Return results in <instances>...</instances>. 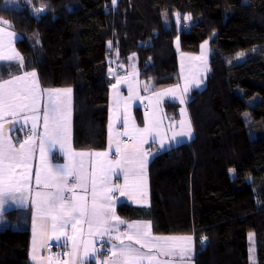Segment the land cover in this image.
Instances as JSON below:
<instances>
[{"label": "trees", "instance_id": "trees-1", "mask_svg": "<svg viewBox=\"0 0 264 264\" xmlns=\"http://www.w3.org/2000/svg\"><path fill=\"white\" fill-rule=\"evenodd\" d=\"M6 1L0 19L20 34L26 71H37L44 89L73 91L78 150L108 146L110 42L120 60L137 58L151 92L181 81L177 37L190 54L210 42L206 85L189 94L195 137L154 158L151 207L120 204L118 214L150 220L158 235H193L195 264H250L253 233L264 264V0ZM41 6L48 10L34 17ZM177 13L192 19L178 25ZM166 111L178 118L179 103L166 102ZM30 224L29 210L3 214L0 264H31Z\"/></svg>", "mask_w": 264, "mask_h": 264}, {"label": "snow or ice", "instance_id": "snow-or-ice-1", "mask_svg": "<svg viewBox=\"0 0 264 264\" xmlns=\"http://www.w3.org/2000/svg\"><path fill=\"white\" fill-rule=\"evenodd\" d=\"M246 2V0H245ZM116 0H113V4ZM48 9L45 6L33 9L34 14L41 15ZM192 19L190 14H176V22L179 25ZM0 25L11 27L8 21L0 19ZM6 27H0V64L16 62L23 67L24 58L12 48L13 39L20 34L9 32ZM208 41L201 46L202 51ZM111 44V42H110ZM179 45V37H177ZM244 52L236 54L237 59L242 58ZM196 57V59H202ZM206 66V58H205ZM183 70V65H182ZM111 73V70H110ZM118 79L117 84L112 85L117 90V108H119L118 86L126 83ZM200 86L199 81L188 82L178 97L180 86L176 85L165 92L155 93L157 104L164 97L179 98L181 104L185 103V95L190 86ZM150 85L145 84L144 90L148 91ZM71 89H41L35 71L25 72L22 75L11 76L7 80L0 78V218H2L5 204L8 200L22 203L24 193L31 188L32 157L35 152L36 141L31 137L19 146L7 137L4 125L15 124L17 116L23 115L25 122L32 121V134L37 133L38 122L43 120V133L39 137V149L42 167L36 169L35 184L38 189L32 204L36 211L33 213V245L35 250V236L37 216L40 220V228L45 232L49 227L55 240L66 237L72 241V250L65 255L70 259L64 264H190L195 248L194 237L185 236H158L151 231V222H127L122 220L115 212L116 200L114 196L119 191L120 196L136 199L139 194L146 200V169L148 158L153 155L151 149H145V145L151 140L159 142L160 149L166 144L160 124L155 116L146 118L144 127L139 128L133 122L131 130L128 126V117L125 115L123 133H116L117 137L129 136L132 143H125L119 139L115 141V161L107 160L109 152H75L70 146V121ZM129 99H132V85L129 84ZM69 97L67 101L61 97ZM46 96V102L41 105L42 98ZM184 109L181 112L184 113ZM127 113V105L125 106ZM30 114V115H28ZM247 115V114H246ZM11 117L12 119H7ZM181 131L175 132L170 139L176 141L177 137H191L193 129L190 121H180ZM112 124H109L110 146ZM59 144L65 150L68 163L49 166L45 146L54 147ZM67 146V147H66ZM103 157L99 174L96 165H92L91 172L85 169L84 157ZM79 158V159H77ZM123 173V185L109 186V175ZM90 185V199H89ZM79 190V191H77ZM140 202V201H137ZM87 224V239L85 238L83 225ZM126 224V230L121 232L120 225ZM72 229V235H68L66 229ZM253 237L250 234V241ZM207 237H201L199 243L203 245ZM99 244V247H97ZM254 253V248L250 249ZM106 253V254H105ZM167 258V259H165ZM36 260L35 255L32 256Z\"/></svg>", "mask_w": 264, "mask_h": 264}, {"label": "crops", "instance_id": "crops-1", "mask_svg": "<svg viewBox=\"0 0 264 264\" xmlns=\"http://www.w3.org/2000/svg\"><path fill=\"white\" fill-rule=\"evenodd\" d=\"M118 0H116L115 6L117 4ZM3 20V19H2ZM6 21V20H5ZM9 23V22H8ZM10 24V23H9ZM11 25V24H10ZM0 27H6L4 25H0ZM6 30L9 32L17 33L13 28L12 25L11 27H6ZM18 34V33H17ZM20 39V35L16 38L13 39V43L11 45L12 48H15L17 51V41ZM113 42L109 44L110 49L112 50V55L109 59V65H110V78L112 79V85L117 84L118 79L121 81H127L126 83H120L118 86V94L120 98L119 102V108H117V90L113 89L111 85V98H110V115H109V122H108V131H109V124H112L111 128V139H112V144L110 146V137L108 136V146L105 150L103 151H87V150H78L74 146V132H73V119H74V114H73V91H71L70 94V107H71V121H70V146L71 149L75 152H109L108 157L106 158L107 160L115 161L117 157L115 156V141L117 139L125 142V143H132V140L130 139L129 136H120L117 137L116 133H123L125 131L124 128V118L125 115L128 117V126L129 130H131L133 122L135 123L136 127L143 128L144 127V122L146 118H153L155 116V106H143V103H148V100L145 98L144 93V80L141 77V71L138 66V61L135 56L129 57L127 60H120V56L118 53L113 51ZM19 52V51H18ZM21 55V54H20ZM210 55V56H209ZM207 56V65L208 63L210 64V58H211V50L210 54ZM22 56V55H21ZM204 57L202 51L199 53H184L180 51L179 47V63H180V72H181V81L178 85L182 87V89L185 86L186 80L188 82H195L199 81L200 86H201V81L203 80L204 82L208 78V75L210 73V68H207L205 66V57L202 59H196V57ZM182 65H183V70H182ZM28 72L25 69L24 61H23V67H19L16 62H11L9 63H4L0 64V78L3 80H7L11 76H17V75H22L23 73ZM129 84L132 85V99H129L130 93H129ZM199 86V87H200ZM199 87H195L194 84L190 86V89L188 93L185 95L186 97L189 98L190 100V92L194 89H199ZM62 90V89H61ZM63 100L67 101L69 99L68 96L63 95L61 97ZM171 101V100H167ZM166 101V102H167ZM46 102V99L45 101ZM173 102V101H172ZM189 102V101H188ZM127 105V113H125V106ZM161 107V106H160ZM157 106V108H160ZM165 107V106H164ZM138 111L140 113L141 119L138 117ZM157 111V110H156ZM167 112V111H166ZM165 112V113H166ZM168 114V112L166 113ZM30 115V114H28ZM170 115V114H169ZM179 116L178 118H175L177 121H179L181 118ZM7 119H12L11 117H8ZM3 122V121H0ZM27 124L28 131L25 133L22 131L23 125L19 126L16 124L9 125L8 123H5L3 132L7 137L12 138L13 142L16 143V146H19V143L24 142L25 140L29 139L31 137L30 135L32 134V121L28 120L27 122H24ZM23 123V124H24ZM192 125V124H191ZM173 127V126H172ZM38 135L36 137H31L33 140H35L36 147H35V152L33 154L31 163H32V170H31V188L30 191H27L24 193V201L22 203H16L12 200H8V202L5 204V210L4 213L12 211V210H29L31 212V224H30V229H31V237H30V263L31 264H64V262L68 259H70L69 256L65 255L66 253H70L72 250V241L68 240L66 237H61L59 241L55 240L53 232L51 231V228L49 227L45 232L41 231L40 228V220L39 217L37 216V226H36V236H35V250H34V245H33V213L36 211L35 207L32 204V200L35 197V192L37 190H43V189H38L36 184H35V173L37 168L42 167V162H41V154H40V149H39V137L43 133V120L38 122ZM180 124L177 125V130H179ZM193 129V126H192ZM194 131V129H193ZM173 135H170L169 138H171ZM183 137H177L176 141H171L170 139L167 141L166 144L170 146V148L174 147L173 144L175 142H180ZM188 143V141H185ZM190 142V141H189ZM180 145L179 143H177ZM183 144V143H181ZM172 146V147H171ZM177 146V145H175ZM67 147V146H66ZM145 149H151L153 152V155L148 158V164H147V169H146V177H147V182H146V200L142 199L139 194L136 195V199H129L127 196H120L119 191H116L114 193V196L117 198L116 200V206H115V212L116 214L122 219L125 220L129 223L131 222H140V223H145V222H151L150 220L146 219H126L118 214V206L120 204H128L132 207L136 208H150L152 205V196H151V180H150V170H151V165L154 160V158L161 152H163V149H160V144L159 142L153 143L151 140L149 141V144H146ZM169 148V149H170ZM45 152L47 155V162L48 165L54 166L57 164L63 165L68 163V157L65 154V150L61 148L59 144H56L54 147H49L48 145L45 146ZM79 159V158H77ZM105 161V158L103 157H95V156H87L84 157V162H85V169L88 172H91L92 170V165H96V170L97 174H99L100 170V165L102 162ZM124 183V176L123 173L117 172L116 174H110L109 175V186L114 185V184H119L123 185ZM79 191V190H77ZM89 199H90V185H89ZM140 201V202H137ZM3 213V214H4ZM120 231L123 232L126 230V224H121L120 226ZM84 228V234L85 238L87 239V231L88 227L87 224L83 225ZM68 235H72V229L69 227L66 229ZM151 231L154 235H158L154 233V228H153V223L151 222ZM158 236H185V235H158ZM193 236V235H191ZM194 237V236H193ZM97 247H99V244H97ZM194 256L190 262V264H195V258L197 255V245H196V239L194 237ZM106 254V253H105ZM35 255L36 260L32 259V256ZM167 259V258H165ZM94 264V261L92 262ZM174 264H180V262L177 260L174 262Z\"/></svg>", "mask_w": 264, "mask_h": 264}, {"label": "rangeland", "instance_id": "rangeland-1", "mask_svg": "<svg viewBox=\"0 0 264 264\" xmlns=\"http://www.w3.org/2000/svg\"><path fill=\"white\" fill-rule=\"evenodd\" d=\"M17 1L18 0H7L6 1V5L9 6V7H18V4H17ZM164 15L166 16L167 13L165 12ZM5 20V19H3ZM7 21V20H6ZM180 25H182V23H180ZM182 27V26H181ZM204 45V43L202 44ZM201 45V46H202ZM176 46L178 47L179 49V45H177V41H176ZM202 51V48L201 50ZM204 57L206 58V67L207 68H210V64L208 63L207 65V56L210 54V42L208 41L207 45H205L203 51H202ZM210 56V55H209ZM211 69V68H210ZM37 73V77H38V81H39V85H40V88L41 89H44L42 86H41V83H40V78H39V73L37 71H35ZM201 86L199 87L200 89L204 88L205 87V83L206 81L204 82L203 80L201 81ZM143 84H149L150 87H149V90L148 91H145L144 90V93L145 94V98L148 100L149 98V101L148 103H143V106H146V104L148 106H155V118L159 119L161 121V124H160V128H161V131L163 133V135L165 136L166 138V143L169 139V136L170 135H173L175 132H179L181 131V127L179 128V130H177V125L180 124V121L181 120H186V121H190L191 122V118H190V115H189V111H188V101H189V98L185 96V103L184 104H181L179 102V98L177 99H171L169 97H164L160 100L159 104H157V97L155 95V93H162V92H165L167 89L171 88V87H167L165 89H161V90H158V91H155V92H151V88H152V82L149 81V80H144ZM178 85V84H177ZM176 86V85H175ZM180 86V85H179ZM173 87V86H172ZM182 94V87L180 86V91H178L177 93V96L179 97L180 95ZM45 99L47 100V97L44 96L41 100V105H43ZM167 100H171L173 102H178L179 105H180V120L177 121L174 116L171 114H166V101ZM168 102V101H167ZM157 106H161L159 109L157 108ZM165 106V107H164ZM181 109H184V113L181 112ZM157 110V111H156ZM166 112V113H165ZM18 122L15 123L16 125H19V126H22L23 125V128H22V131L25 133L26 131H28V128H27V124H25V120L23 118V115H20V116H17L15 118ZM24 123V124H23ZM192 124V122H191ZM173 126V127H172ZM192 126V125H191ZM38 130L39 128H37V133H38ZM36 133V135H38ZM33 136V135H30L31 137H36ZM195 137V134H194V131H193V134L191 137H183L182 140H180V142H175V144H173L174 146L175 145H178L177 143L181 144V143H186L185 141H191L193 138ZM172 147V146H171ZM170 148V146H168V144H165V147L163 148L164 151L168 150ZM251 236L253 237V239L250 241V235H249V259H250V264H257V250H256V240H255V235L253 233H250ZM254 248V253L253 252H250V249H253Z\"/></svg>", "mask_w": 264, "mask_h": 264}, {"label": "water", "instance_id": "water-1", "mask_svg": "<svg viewBox=\"0 0 264 264\" xmlns=\"http://www.w3.org/2000/svg\"><path fill=\"white\" fill-rule=\"evenodd\" d=\"M33 15H34V17H38V16H39V15H36V14H34V13H33Z\"/></svg>", "mask_w": 264, "mask_h": 264}]
</instances>
